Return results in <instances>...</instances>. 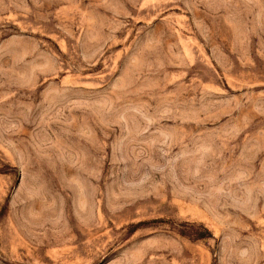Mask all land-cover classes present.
<instances>
[{
    "label": "rangeland",
    "instance_id": "obj_1",
    "mask_svg": "<svg viewBox=\"0 0 264 264\" xmlns=\"http://www.w3.org/2000/svg\"><path fill=\"white\" fill-rule=\"evenodd\" d=\"M0 264H264V0H0Z\"/></svg>",
    "mask_w": 264,
    "mask_h": 264
}]
</instances>
